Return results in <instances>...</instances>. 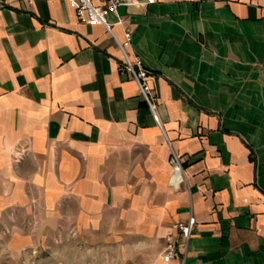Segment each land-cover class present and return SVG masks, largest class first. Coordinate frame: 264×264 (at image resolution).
<instances>
[{
  "label": "crops",
  "instance_id": "1",
  "mask_svg": "<svg viewBox=\"0 0 264 264\" xmlns=\"http://www.w3.org/2000/svg\"><path fill=\"white\" fill-rule=\"evenodd\" d=\"M116 14L155 117L102 27L79 23L66 0H0L11 247L34 263L59 250L61 264H179L164 261L165 238L190 216L183 264H264V0H152Z\"/></svg>",
  "mask_w": 264,
  "mask_h": 264
},
{
  "label": "built area",
  "instance_id": "2",
  "mask_svg": "<svg viewBox=\"0 0 264 264\" xmlns=\"http://www.w3.org/2000/svg\"><path fill=\"white\" fill-rule=\"evenodd\" d=\"M68 8L72 10L76 20L81 24L88 26H100L115 42L120 53L122 62L121 71L129 76L135 83L138 95L146 105L152 116L155 115V97L148 87L147 79L149 72L141 67L137 58L130 55V40L131 33L128 28L123 27V21L116 14L119 7L139 8L143 5L152 3V0H146V3H140L137 0H66ZM108 16H114L115 22L110 23ZM264 25V19H263ZM114 26H122V37L117 39L112 32ZM264 36V32H263ZM155 117V116H154ZM169 166L173 173L179 175V180L182 182L180 164L177 156L170 152ZM192 219L189 216L185 224L177 225V239L172 236L165 238V249L163 252V259L165 262L178 258L179 264H183L186 254L187 242L190 237ZM182 242V252L177 251L178 241Z\"/></svg>",
  "mask_w": 264,
  "mask_h": 264
},
{
  "label": "rangeland",
  "instance_id": "3",
  "mask_svg": "<svg viewBox=\"0 0 264 264\" xmlns=\"http://www.w3.org/2000/svg\"><path fill=\"white\" fill-rule=\"evenodd\" d=\"M9 236L10 233L0 224V264H61V258L57 255L59 254V250H56L54 252V257L52 259H47V261L46 251L41 250L39 253L40 259L37 263H34L31 260V256L34 255L32 250L30 251L28 248H23L21 250L12 248Z\"/></svg>",
  "mask_w": 264,
  "mask_h": 264
}]
</instances>
